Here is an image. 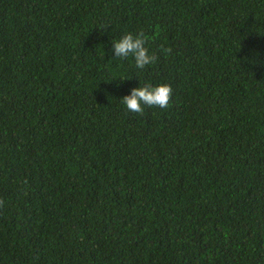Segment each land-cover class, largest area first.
<instances>
[{
    "label": "trees",
    "instance_id": "trees-1",
    "mask_svg": "<svg viewBox=\"0 0 264 264\" xmlns=\"http://www.w3.org/2000/svg\"><path fill=\"white\" fill-rule=\"evenodd\" d=\"M0 201V264H264V0H0Z\"/></svg>",
    "mask_w": 264,
    "mask_h": 264
},
{
    "label": "clouds",
    "instance_id": "clouds-1",
    "mask_svg": "<svg viewBox=\"0 0 264 264\" xmlns=\"http://www.w3.org/2000/svg\"><path fill=\"white\" fill-rule=\"evenodd\" d=\"M149 37L144 32L135 36L131 33L123 35L117 42L112 44V52L115 57L128 58L131 56L137 69H144L147 65L155 63L157 57L149 53L146 44ZM170 49H164L169 52ZM172 96V89L167 84L152 86L145 84L143 87H137L131 90L130 95L121 99L126 109L133 113L142 114L144 106L167 108ZM0 201V206H2Z\"/></svg>",
    "mask_w": 264,
    "mask_h": 264
}]
</instances>
